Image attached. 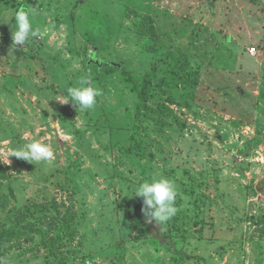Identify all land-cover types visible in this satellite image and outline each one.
Returning a JSON list of instances; mask_svg holds the SVG:
<instances>
[{
  "label": "rangeland",
  "instance_id": "374dc122",
  "mask_svg": "<svg viewBox=\"0 0 264 264\" xmlns=\"http://www.w3.org/2000/svg\"><path fill=\"white\" fill-rule=\"evenodd\" d=\"M81 80L85 112L60 102ZM33 138L51 163L12 155ZM153 178L178 191L162 225L133 195ZM0 260L264 264V0H0Z\"/></svg>",
  "mask_w": 264,
  "mask_h": 264
},
{
  "label": "clouds",
  "instance_id": "9594fccd",
  "mask_svg": "<svg viewBox=\"0 0 264 264\" xmlns=\"http://www.w3.org/2000/svg\"><path fill=\"white\" fill-rule=\"evenodd\" d=\"M33 10L20 7L12 13L14 20V30L12 31V47L25 45L36 36V30L33 28L32 17ZM46 33H41L44 35ZM103 94L99 87H93L87 80H81L79 87H69L67 98L61 100L63 104L71 101L74 106H78L81 112L88 111L97 103V98ZM12 155L30 162H47L54 160V150L41 140L33 138L23 146L12 150ZM133 195L142 198L144 213L147 223L165 224L170 221L178 212L176 200L178 196L177 188L174 183L167 178L151 181L145 180L136 186ZM0 264H5L0 260Z\"/></svg>",
  "mask_w": 264,
  "mask_h": 264
},
{
  "label": "trees",
  "instance_id": "16d2710c",
  "mask_svg": "<svg viewBox=\"0 0 264 264\" xmlns=\"http://www.w3.org/2000/svg\"><path fill=\"white\" fill-rule=\"evenodd\" d=\"M88 48L91 46H87ZM90 51V48L87 50V53ZM15 55V64H18L20 62V60L22 59V50L21 49H16L14 52ZM88 55L90 56L91 53L89 52ZM122 75L124 76L126 82L130 85L131 90L136 94L137 98L140 99L143 102H147V96L144 93L143 89L140 86L139 81L135 78L134 73L129 71V70H124L122 72ZM247 152V148L243 147L240 148L239 153L241 155H245ZM150 234L154 235L153 237L160 243V244H164L167 245L169 248H172V243L170 240H166L163 236H161L160 232L154 233L151 232L152 230L149 229L148 230Z\"/></svg>",
  "mask_w": 264,
  "mask_h": 264
},
{
  "label": "built area",
  "instance_id": "2783aa9c",
  "mask_svg": "<svg viewBox=\"0 0 264 264\" xmlns=\"http://www.w3.org/2000/svg\"><path fill=\"white\" fill-rule=\"evenodd\" d=\"M256 53V49L255 48H252L251 50H250V54L251 55H254Z\"/></svg>",
  "mask_w": 264,
  "mask_h": 264
}]
</instances>
